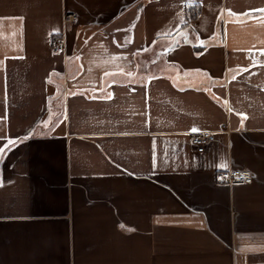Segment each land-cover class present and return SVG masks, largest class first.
I'll list each match as a JSON object with an SVG mask.
<instances>
[{"label": "crops", "instance_id": "crops-1", "mask_svg": "<svg viewBox=\"0 0 264 264\" xmlns=\"http://www.w3.org/2000/svg\"><path fill=\"white\" fill-rule=\"evenodd\" d=\"M260 9L0 0V264H264Z\"/></svg>", "mask_w": 264, "mask_h": 264}, {"label": "built area", "instance_id": "built-area-1", "mask_svg": "<svg viewBox=\"0 0 264 264\" xmlns=\"http://www.w3.org/2000/svg\"><path fill=\"white\" fill-rule=\"evenodd\" d=\"M53 49L55 51H62L64 49V42L61 39H57L53 42ZM214 137L213 132L211 131H201L193 134L191 136V143L196 148L197 151H204L206 144H208ZM220 179L227 182H237V181H244L251 182L252 181V174L248 170H236V169H229L220 172L219 174Z\"/></svg>", "mask_w": 264, "mask_h": 264}, {"label": "snow or ice", "instance_id": "snow-or-ice-1", "mask_svg": "<svg viewBox=\"0 0 264 264\" xmlns=\"http://www.w3.org/2000/svg\"><path fill=\"white\" fill-rule=\"evenodd\" d=\"M259 11L264 12V9H260ZM246 15H251V13H247ZM205 43L206 42L203 41V40L200 41V46L201 47H204L205 46ZM262 54H264V53H262ZM244 71H247V69H244ZM129 75H131V73H129ZM235 79H236V77L233 76V80H235ZM73 95H75V93H73ZM92 98L93 99H96V98L111 99L112 98V95L109 94L106 97H96V96H93ZM225 103H227V101H225ZM240 115H241L242 121H243V119H246L247 118L246 115H244V114H240ZM65 119H67V117H65ZM44 126L45 127L48 126L47 122H45V125ZM191 131L192 132H197L199 130L197 128H192ZM30 138H31L30 136H25L24 138L21 139L20 142H23V140H27V139H30ZM0 139H3V137H0ZM16 145H17V140L8 139L7 140V143L2 148H0V160L3 159V154L5 153V151H11L12 147H14ZM221 167H226V165H221ZM2 183H3L2 178H0V186H2Z\"/></svg>", "mask_w": 264, "mask_h": 264}, {"label": "trees", "instance_id": "trees-1", "mask_svg": "<svg viewBox=\"0 0 264 264\" xmlns=\"http://www.w3.org/2000/svg\"><path fill=\"white\" fill-rule=\"evenodd\" d=\"M193 17H194V15H191V16H190V18H193Z\"/></svg>", "mask_w": 264, "mask_h": 264}]
</instances>
